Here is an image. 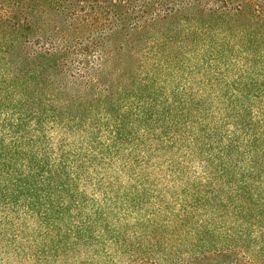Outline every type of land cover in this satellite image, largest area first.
<instances>
[{
	"label": "trees",
	"instance_id": "16d2710c",
	"mask_svg": "<svg viewBox=\"0 0 264 264\" xmlns=\"http://www.w3.org/2000/svg\"><path fill=\"white\" fill-rule=\"evenodd\" d=\"M0 264H264V0H0Z\"/></svg>",
	"mask_w": 264,
	"mask_h": 264
}]
</instances>
